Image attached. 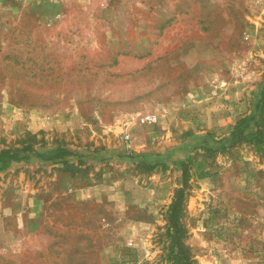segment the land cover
Returning <instances> with one entry per match:
<instances>
[{
  "label": "rangeland",
  "instance_id": "obj_1",
  "mask_svg": "<svg viewBox=\"0 0 264 264\" xmlns=\"http://www.w3.org/2000/svg\"><path fill=\"white\" fill-rule=\"evenodd\" d=\"M262 91L264 0H0V149L76 155L0 173V264H167L184 160L194 263L264 264V157L201 148Z\"/></svg>",
  "mask_w": 264,
  "mask_h": 264
},
{
  "label": "trees",
  "instance_id": "obj_2",
  "mask_svg": "<svg viewBox=\"0 0 264 264\" xmlns=\"http://www.w3.org/2000/svg\"><path fill=\"white\" fill-rule=\"evenodd\" d=\"M243 143L253 148L255 152L264 157V91L261 92L254 103V108L249 113L240 116L231 125L227 134L218 140L203 141L201 148L206 157L220 150ZM43 139H36L35 135L26 134L16 145L0 149V173L19 163H27L31 159L44 162L57 163L64 168L74 165L70 160L75 159V154L66 146L44 147ZM76 164H81L77 157ZM154 164L145 163V171L154 169ZM189 166L186 160L181 162V185L173 190L170 202L165 209L167 226L164 231L168 240L166 247L167 264H195L189 256L188 249L183 243L185 231L182 224L184 215L185 191L189 177Z\"/></svg>",
  "mask_w": 264,
  "mask_h": 264
},
{
  "label": "built area",
  "instance_id": "obj_3",
  "mask_svg": "<svg viewBox=\"0 0 264 264\" xmlns=\"http://www.w3.org/2000/svg\"><path fill=\"white\" fill-rule=\"evenodd\" d=\"M137 120L140 124H153L157 121V118L155 115L152 114H142L138 116ZM128 137V134L124 135L125 139H128Z\"/></svg>",
  "mask_w": 264,
  "mask_h": 264
}]
</instances>
